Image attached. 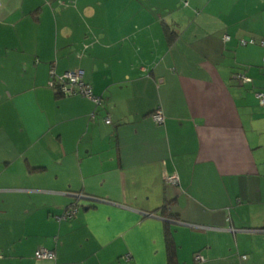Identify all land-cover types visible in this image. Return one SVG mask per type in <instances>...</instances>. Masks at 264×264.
<instances>
[{
    "label": "crops",
    "instance_id": "0c3cea01",
    "mask_svg": "<svg viewBox=\"0 0 264 264\" xmlns=\"http://www.w3.org/2000/svg\"><path fill=\"white\" fill-rule=\"evenodd\" d=\"M261 41L264 0H0V264H264Z\"/></svg>",
    "mask_w": 264,
    "mask_h": 264
},
{
    "label": "built area",
    "instance_id": "2783aa9c",
    "mask_svg": "<svg viewBox=\"0 0 264 264\" xmlns=\"http://www.w3.org/2000/svg\"><path fill=\"white\" fill-rule=\"evenodd\" d=\"M184 5L187 6V2H184ZM224 40H228V37H225ZM256 45V41L250 40V41H241V45ZM260 45H264V42H260ZM50 76L52 78L51 82L49 83L50 88L54 89V77L55 73L53 71L50 72ZM235 78L240 81L241 83H247L250 82L249 79L245 78L244 76L237 75ZM57 82L59 85L57 92H60L61 95L63 96H76L80 95L89 101H91L96 107H98L101 104V99L94 96L92 92V88L89 84H87L84 81L83 73L81 71H74V72H67L62 76H59L57 78ZM257 98L260 102V105H264V94L263 93H257ZM93 117V115L91 116ZM152 120L156 124H162L164 122V117L161 113V111H156L152 116ZM106 124H110V120L106 119L105 120ZM168 181L172 184H175L177 181V178L175 177H170L168 178ZM75 214V211H69L66 212L63 215V218H71ZM34 258L37 260H48V259H53L54 254L50 251L44 250V249H39L35 252ZM245 259V257H242ZM203 261V259L200 256H195V262L200 263Z\"/></svg>",
    "mask_w": 264,
    "mask_h": 264
},
{
    "label": "trees",
    "instance_id": "16d2710c",
    "mask_svg": "<svg viewBox=\"0 0 264 264\" xmlns=\"http://www.w3.org/2000/svg\"><path fill=\"white\" fill-rule=\"evenodd\" d=\"M167 32H166V34H167V37H171V32L169 31V30H166ZM248 42V41H247ZM262 42V41H261ZM259 45H260V43H259ZM56 76V75H55ZM59 76H56V77H54V91H55V93L57 94V96H63V95H61L60 94V92H57V89H58V86L57 85H59L58 84V82H57V78H58ZM51 80H52V78H51ZM85 81V80H84ZM92 88V87H91ZM92 92H93V90H92ZM93 95L94 96H96L94 93H93ZM76 96H80V95H76ZM96 97H98V96H96ZM98 98H100V97H98ZM101 99V104L99 105V106H101L102 105V98H100ZM88 100V99H87ZM91 102V101H90ZM92 103V102H91ZM93 104V103H92ZM94 105V104H93ZM98 106V107H99ZM94 107H95V109L97 108L95 105H94ZM154 114V113H153ZM152 114V115H153ZM92 118H95V113L93 114V117ZM172 205V202H167V203H165L164 204V206L159 210V213L161 214L160 216L161 217H164V218H170V219H176V216H173V215H171L170 213V211H169V207ZM167 248L168 249H170L171 248V244L170 243H167Z\"/></svg>",
    "mask_w": 264,
    "mask_h": 264
}]
</instances>
